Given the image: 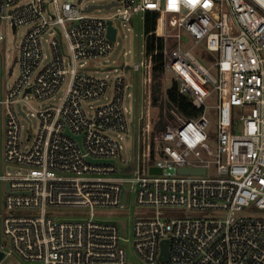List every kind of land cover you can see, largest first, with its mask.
I'll return each mask as SVG.
<instances>
[{
	"label": "built area",
	"instance_id": "obj_1",
	"mask_svg": "<svg viewBox=\"0 0 264 264\" xmlns=\"http://www.w3.org/2000/svg\"><path fill=\"white\" fill-rule=\"evenodd\" d=\"M81 1L0 0V25L9 21L13 33L29 26L8 69L11 75L17 65L19 77L0 97V211L11 244L8 251L0 244V264L11 254L30 264H134L129 241L143 264H264V217L245 214L264 211V0H108L118 8L106 18L83 14L92 8L79 9ZM137 2L144 13L157 14L163 74L199 113L185 117L168 104L165 90L162 127L153 132L147 124L148 147L142 143L139 156L123 167L121 145L107 132L127 129L125 77H115L109 102L93 107L109 80L84 65L109 55L117 30L112 41L108 22L129 23ZM49 28H58L67 45L68 68L56 38L41 66L40 38ZM183 35L191 46L183 45ZM197 45L213 55L209 65L192 54ZM66 78L59 103L37 110L38 130L23 149L22 104L29 95L50 99ZM208 115L216 117L213 145ZM182 168L204 172L178 173ZM124 190L135 205L154 208L132 220L131 240L115 222L94 218L95 208L123 209ZM61 207L88 209L89 217L54 218L49 209Z\"/></svg>",
	"mask_w": 264,
	"mask_h": 264
},
{
	"label": "rangeland",
	"instance_id": "obj_2",
	"mask_svg": "<svg viewBox=\"0 0 264 264\" xmlns=\"http://www.w3.org/2000/svg\"><path fill=\"white\" fill-rule=\"evenodd\" d=\"M51 2V0H47ZM68 1L70 3H77L78 0H59V2ZM110 3L108 0H82L79 9H86L88 6H100V8H92L90 11L83 14H87L91 17H110L117 12V6L105 8L104 6ZM51 12V7L48 9L47 14ZM144 16L145 13L139 8L137 2L134 19L129 23L121 21H113V25L117 30L116 42L109 55L101 58L98 62H87L84 65L87 73L99 78L109 80V86L104 96L98 100L91 102L93 107H98L106 104L112 98L113 89L112 83L116 76L125 77L124 87V100L123 105L126 108L125 116L127 121V129L124 132H107V135L117 139L121 145V158L117 159V163L120 166L128 167L131 166L132 159L135 156H139L141 152L142 143L147 148L150 143L149 130L151 127H147L148 123L152 124L153 132L160 130L163 121L165 119L164 110L165 106L162 101L159 105H152V86L154 82L151 78V64L148 63L144 68L143 62V50H144ZM9 21L0 25V31L4 36V40L0 43V51L2 56V66L0 69V97L5 98L6 92L11 89L13 84L19 77V67L14 66L13 73L10 75L8 69L13 65L15 56L19 53V47L23 36L27 32L29 26H19L15 33L12 32L9 26ZM59 29L49 28L44 32L40 38L41 50H42V61L41 66L47 64L51 59L50 42L52 39H60L62 41L63 53H64V65L66 68L69 67L68 50L65 41ZM182 42L185 47L192 45V40L187 36L183 35ZM172 43V40H170ZM192 54L203 64L209 65L213 55L207 52L202 45H197L191 49ZM138 62L141 66L140 71L135 72L132 67ZM82 61L77 62V65L81 64ZM161 75V90L159 97H164L165 90L170 86V77ZM67 84V78L59 86L57 92L47 100H37L32 95H29L26 103L22 104V109L26 113V118L21 117V141L23 149H27L30 143L26 141L28 134L34 135L39 126V119L36 115L37 110L53 104L57 105L63 96ZM169 107H167V110ZM225 118V111L223 112ZM210 124L207 128L209 135V143L213 145L214 136L216 133V117L215 115L210 117ZM3 111L0 115V123L2 124ZM2 131V135H3ZM153 135V134H152ZM121 204L124 206L123 209L118 208H95L94 218L103 222H115L120 229L121 235L131 240L132 238V220L138 219L143 213L154 212V208L143 209L138 205H135L132 194H127L125 190L121 196ZM49 212L56 219L62 220H80L89 217V210L84 208H73V207H61V208H50ZM23 211L22 214H25ZM256 215L264 217V211L252 209L245 214ZM0 244L3 245L6 251L9 250L11 244L8 239L3 236L2 232V216L0 211ZM127 258L134 264L140 263L137 256L135 255L131 241L125 243ZM2 264H30L20 260L16 255H7Z\"/></svg>",
	"mask_w": 264,
	"mask_h": 264
},
{
	"label": "trees",
	"instance_id": "obj_3",
	"mask_svg": "<svg viewBox=\"0 0 264 264\" xmlns=\"http://www.w3.org/2000/svg\"><path fill=\"white\" fill-rule=\"evenodd\" d=\"M156 13L145 12L144 16V67L151 64V78L154 82L152 86V105H159L162 98L159 97L161 86V75L163 74V42L154 35ZM166 97L169 105H173L185 117H195L199 111L192 105L190 99L178 92V86L175 82H170L166 89ZM161 128V126L159 127Z\"/></svg>",
	"mask_w": 264,
	"mask_h": 264
},
{
	"label": "water",
	"instance_id": "obj_4",
	"mask_svg": "<svg viewBox=\"0 0 264 264\" xmlns=\"http://www.w3.org/2000/svg\"><path fill=\"white\" fill-rule=\"evenodd\" d=\"M110 5H105V8H109ZM89 8H93V7H89ZM115 34H116V29L112 26L111 21L108 22V36L109 38L114 41L115 40ZM166 172L169 173H173L174 170L173 169H169ZM204 170L202 169H187V168H182L178 170V173L180 174H195V173H203ZM150 173H160V169L155 168V167H151L150 168ZM166 250H167V241L162 242V253H161V260H166ZM4 257V253L2 251H0V261L2 260V258Z\"/></svg>",
	"mask_w": 264,
	"mask_h": 264
},
{
	"label": "snow or ice",
	"instance_id": "obj_5",
	"mask_svg": "<svg viewBox=\"0 0 264 264\" xmlns=\"http://www.w3.org/2000/svg\"><path fill=\"white\" fill-rule=\"evenodd\" d=\"M190 2H195V0H190Z\"/></svg>",
	"mask_w": 264,
	"mask_h": 264
}]
</instances>
